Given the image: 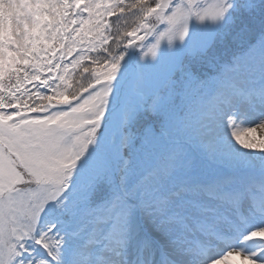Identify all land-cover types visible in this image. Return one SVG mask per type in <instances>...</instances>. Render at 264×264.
<instances>
[{"label": "snow or ice", "instance_id": "6c2138e0", "mask_svg": "<svg viewBox=\"0 0 264 264\" xmlns=\"http://www.w3.org/2000/svg\"><path fill=\"white\" fill-rule=\"evenodd\" d=\"M239 257L264 264V0H0V264Z\"/></svg>", "mask_w": 264, "mask_h": 264}, {"label": "rangeland", "instance_id": "374dc122", "mask_svg": "<svg viewBox=\"0 0 264 264\" xmlns=\"http://www.w3.org/2000/svg\"><path fill=\"white\" fill-rule=\"evenodd\" d=\"M166 46H167V41L165 40L162 42L161 48L166 47ZM149 48H150V45L144 47L143 51L138 50L137 55H138V58L140 59L141 63H151L152 62L151 51L149 50ZM145 53H147V55H145ZM228 55H230V54H225V58H228ZM69 59H71V57H69ZM97 67H99V66H97ZM197 67H198V70L207 72L209 75L211 74V69L199 68V66H197ZM167 72H168V68L164 65H161L158 68H156L154 70L155 82L158 83L160 80H162L165 77V75L167 74ZM156 126L158 127V124ZM257 136H259V135H257Z\"/></svg>", "mask_w": 264, "mask_h": 264}, {"label": "bare ground", "instance_id": "6f19581e", "mask_svg": "<svg viewBox=\"0 0 264 264\" xmlns=\"http://www.w3.org/2000/svg\"><path fill=\"white\" fill-rule=\"evenodd\" d=\"M256 135H260V130H259V129L257 130ZM234 264H243V258H242V257L237 258V259L234 261Z\"/></svg>", "mask_w": 264, "mask_h": 264}, {"label": "trees", "instance_id": "16d2710c", "mask_svg": "<svg viewBox=\"0 0 264 264\" xmlns=\"http://www.w3.org/2000/svg\"><path fill=\"white\" fill-rule=\"evenodd\" d=\"M126 2H130V0H126ZM112 19L114 20L115 18H112ZM137 43H139V41ZM73 55H75V53ZM90 55H92V54H90Z\"/></svg>", "mask_w": 264, "mask_h": 264}]
</instances>
